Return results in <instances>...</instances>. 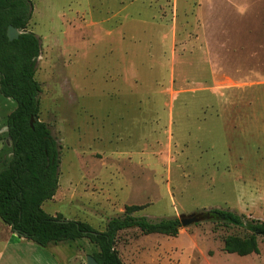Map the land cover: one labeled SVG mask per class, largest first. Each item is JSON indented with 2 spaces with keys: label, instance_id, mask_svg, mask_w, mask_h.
<instances>
[{
  "label": "rangeland",
  "instance_id": "obj_1",
  "mask_svg": "<svg viewBox=\"0 0 264 264\" xmlns=\"http://www.w3.org/2000/svg\"><path fill=\"white\" fill-rule=\"evenodd\" d=\"M29 1L38 118L59 145L57 188L43 211L97 230L132 204L149 219L221 207L264 222V96L256 104L252 95L264 93V51L249 43L236 54L234 37L226 40L235 19L210 26L217 36L203 41L196 0ZM246 2L260 23L244 30L263 45L264 0ZM13 107L0 94V167ZM6 235L0 221V247ZM226 235L244 232L208 221L174 236L127 228L113 247L122 264H264V237L257 253L240 256L222 250ZM10 245L4 264H85L96 249L86 238L39 246L16 234Z\"/></svg>",
  "mask_w": 264,
  "mask_h": 264
},
{
  "label": "trees",
  "instance_id": "obj_2",
  "mask_svg": "<svg viewBox=\"0 0 264 264\" xmlns=\"http://www.w3.org/2000/svg\"><path fill=\"white\" fill-rule=\"evenodd\" d=\"M29 0H0V94L12 99L6 115L10 157L0 167V220L11 232L39 246L86 238L95 246L90 255L98 264H122L114 249L116 233L137 228L141 233L174 236L181 226L177 217L149 219L133 212L141 205H125L118 216L106 220L102 230L85 221L49 215L41 208L57 188L59 145L47 123L38 118L39 84L34 79L39 38L26 29ZM8 25L20 30L8 40ZM31 122V124H30ZM204 220L240 228L243 236L226 235L222 250L237 255L257 253V237H264V222L229 208L201 209Z\"/></svg>",
  "mask_w": 264,
  "mask_h": 264
},
{
  "label": "crops",
  "instance_id": "obj_3",
  "mask_svg": "<svg viewBox=\"0 0 264 264\" xmlns=\"http://www.w3.org/2000/svg\"><path fill=\"white\" fill-rule=\"evenodd\" d=\"M197 3L195 5L194 8V18L193 19V23H198L200 25H205L207 26V29L203 28V33H201V38L198 37L199 40H203V41H207L209 39H214L217 35H211V31L209 29H211L210 26L212 25H216V24H229L232 20H228V17H232L234 20V24L237 25V30L236 33L234 34V36H231L230 34L226 35V40L227 41H232L233 37H234V41L236 42V47H235V51L236 54L239 56H244L245 53H248V47L247 45L250 43L252 44V50L254 48V46L257 49V51H264V44L262 45V42L260 43V33L256 34V33H248L247 31L244 30V25L245 22H254V21H258L260 23L259 19H255V18H251L248 15V7H246V1L247 0H196ZM246 14V15H245ZM248 14V15H247ZM231 15V16H230ZM249 17V18H247ZM228 20V22H227ZM243 29V31H245L248 39L242 41L241 36H240V30ZM222 34V33H221ZM252 34H256L259 36V39H254L252 40L250 38V36ZM221 37V35H219ZM257 36V38H258ZM262 37V36H261ZM206 46V45H205ZM227 50H229L228 48H226ZM252 76H247V78H251ZM264 85V84H262ZM253 89V88H252ZM252 95H253V100H255L256 104H259V102H256V100L258 99V97H260L261 95L264 96V93L259 92V90H253L252 91ZM237 104H240V102L238 101ZM263 104V103H261ZM255 108V107H254ZM252 109L251 113H256L253 112L256 110ZM249 112H242L243 117L248 116L249 114H251ZM56 191V190H55ZM54 195V194H53ZM1 221V220H0ZM2 222V221H1ZM7 231V235L5 237H3V241L2 242V246L0 247V264H4L3 261V255H4V249L5 247L9 246L11 243V240L13 239V235L15 234L14 232H11L9 227L7 225H5L4 223H2ZM3 228H2V233L3 232ZM14 233V234H13ZM18 236V235H17ZM19 239H23V237H19ZM30 241V240H29ZM11 246V245H10ZM13 251V250H12ZM14 252V251H13Z\"/></svg>",
  "mask_w": 264,
  "mask_h": 264
},
{
  "label": "water",
  "instance_id": "obj_4",
  "mask_svg": "<svg viewBox=\"0 0 264 264\" xmlns=\"http://www.w3.org/2000/svg\"><path fill=\"white\" fill-rule=\"evenodd\" d=\"M19 33H20V30L16 29L15 27L11 25H8L6 28V37L8 40L15 39ZM178 219H179L181 226H186L189 224L196 223L198 221H203L204 215H203V212L197 211V212H192L189 214H180ZM13 232L17 235L15 231ZM84 262L85 264H98L90 254L84 255Z\"/></svg>",
  "mask_w": 264,
  "mask_h": 264
}]
</instances>
